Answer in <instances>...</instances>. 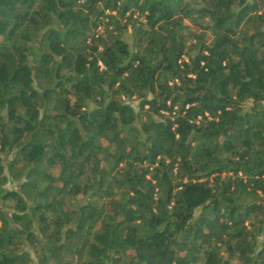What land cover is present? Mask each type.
<instances>
[{
    "label": "trees",
    "instance_id": "trees-1",
    "mask_svg": "<svg viewBox=\"0 0 264 264\" xmlns=\"http://www.w3.org/2000/svg\"><path fill=\"white\" fill-rule=\"evenodd\" d=\"M0 264H264V0H0Z\"/></svg>",
    "mask_w": 264,
    "mask_h": 264
},
{
    "label": "rangeland",
    "instance_id": "rangeland-1",
    "mask_svg": "<svg viewBox=\"0 0 264 264\" xmlns=\"http://www.w3.org/2000/svg\"><path fill=\"white\" fill-rule=\"evenodd\" d=\"M187 21L192 22V23L194 24L193 20L190 19V18L187 19ZM127 36H128V35H127ZM133 103H134L135 105H137L138 100H134ZM16 183H17V182L11 180V181L7 182V183L5 184V186H7V187H14V186H16Z\"/></svg>",
    "mask_w": 264,
    "mask_h": 264
},
{
    "label": "built area",
    "instance_id": "built-area-1",
    "mask_svg": "<svg viewBox=\"0 0 264 264\" xmlns=\"http://www.w3.org/2000/svg\"><path fill=\"white\" fill-rule=\"evenodd\" d=\"M183 58H186V59H188V57H187L185 54L183 55Z\"/></svg>",
    "mask_w": 264,
    "mask_h": 264
}]
</instances>
